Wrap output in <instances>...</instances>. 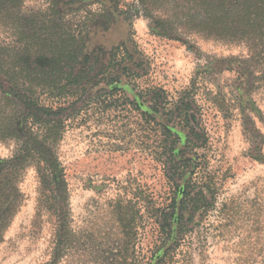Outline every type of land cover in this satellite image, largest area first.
I'll return each mask as SVG.
<instances>
[{"label":"trees","instance_id":"1","mask_svg":"<svg viewBox=\"0 0 264 264\" xmlns=\"http://www.w3.org/2000/svg\"><path fill=\"white\" fill-rule=\"evenodd\" d=\"M44 1L47 7L31 22L35 28L30 38L39 45L37 62L0 60V91L5 101L24 107L22 115L14 110L0 127V140L16 141L15 153L0 158V246L24 200L20 181L33 167L39 179L37 218L47 214L53 228L49 259L43 264H61L71 250H79L81 239L72 226L65 166L58 156L66 121L73 120L82 107L103 113L129 104L146 116L142 120L150 129H141L142 139H147L148 130V138H156L151 157L161 165L172 189L167 202L143 192L109 201L118 230L110 264L183 263L182 247L197 226L194 218H203L215 208L218 193L208 170L206 129L194 125L190 117L198 108L193 89L172 98L161 87H141L139 80L147 75L148 67L135 51L124 44L109 51H89L86 45L94 31L108 30L117 19L139 17L147 20L153 35L180 42L187 49L192 46L185 34L190 33L243 44L248 58L231 57L211 64L212 72L226 70L236 76L231 86L233 100H226L217 87L211 103L224 120L239 117L251 146L249 155L262 162L264 135L250 115L259 118L262 113L252 93L264 88V0ZM132 89H136L135 99L130 100L125 93ZM141 105L150 114L141 111Z\"/></svg>","mask_w":264,"mask_h":264},{"label":"rangeland","instance_id":"2","mask_svg":"<svg viewBox=\"0 0 264 264\" xmlns=\"http://www.w3.org/2000/svg\"><path fill=\"white\" fill-rule=\"evenodd\" d=\"M46 7L44 0H0V60L37 62L39 45L30 38L35 28L31 22ZM185 35L190 49L153 35L143 17L117 19L108 30L94 31L86 48L109 51L124 44L148 67L147 75L139 80L141 87H161L172 98L184 89H193L198 108L190 117L194 125L206 129L208 170L218 184V193L215 208L203 218H194L197 226L182 247L185 257L179 264H264V161L249 155L251 146L239 117L224 120L211 103L217 87L226 100H233L231 86L236 78L226 70L212 72L211 64L231 57L248 58L249 51L243 44L231 45L205 34ZM123 86L129 88L125 81ZM135 90L125 93L130 100L135 99ZM5 96L0 91V127L14 110L21 115L24 110L22 105L6 102ZM252 97L262 113L259 118L250 117L264 135V88ZM40 100L48 98L40 96ZM141 107L150 114L146 105ZM133 109L126 104L125 108L95 113L82 107L73 120L66 121L58 156L65 166L72 226L80 235L81 247L71 250L61 264H110L118 240L110 200L143 192L167 202L171 195L165 172L151 157L156 138L149 139L148 130L144 132L147 139H142L141 129L148 125ZM15 151V140H0L1 159ZM19 188L24 200L0 246V264H43L49 259L53 228L47 214L37 218L39 179L33 167L25 171Z\"/></svg>","mask_w":264,"mask_h":264}]
</instances>
